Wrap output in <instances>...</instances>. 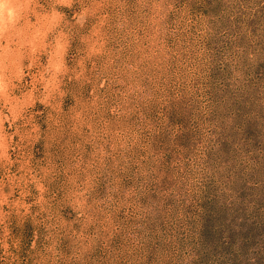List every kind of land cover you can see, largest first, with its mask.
<instances>
[{
  "label": "rangeland",
  "instance_id": "obj_1",
  "mask_svg": "<svg viewBox=\"0 0 264 264\" xmlns=\"http://www.w3.org/2000/svg\"><path fill=\"white\" fill-rule=\"evenodd\" d=\"M0 20V264H264V0Z\"/></svg>",
  "mask_w": 264,
  "mask_h": 264
},
{
  "label": "bare ground",
  "instance_id": "obj_2",
  "mask_svg": "<svg viewBox=\"0 0 264 264\" xmlns=\"http://www.w3.org/2000/svg\"><path fill=\"white\" fill-rule=\"evenodd\" d=\"M1 21V20H0ZM2 22V21H1Z\"/></svg>",
  "mask_w": 264,
  "mask_h": 264
}]
</instances>
